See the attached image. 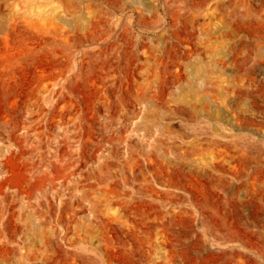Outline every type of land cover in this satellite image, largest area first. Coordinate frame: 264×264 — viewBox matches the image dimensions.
<instances>
[{
	"label": "rangeland",
	"instance_id": "1",
	"mask_svg": "<svg viewBox=\"0 0 264 264\" xmlns=\"http://www.w3.org/2000/svg\"><path fill=\"white\" fill-rule=\"evenodd\" d=\"M0 264H264V0H0Z\"/></svg>",
	"mask_w": 264,
	"mask_h": 264
}]
</instances>
